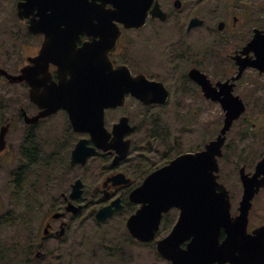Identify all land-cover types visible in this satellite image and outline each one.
<instances>
[{"label":"flooded vegetation","instance_id":"af4514ba","mask_svg":"<svg viewBox=\"0 0 264 264\" xmlns=\"http://www.w3.org/2000/svg\"><path fill=\"white\" fill-rule=\"evenodd\" d=\"M145 1L144 23L131 28L118 23L117 40L107 53L111 68L123 65L132 79L142 76L145 80L140 81L137 91L129 85L124 105L105 110L104 132L94 119L80 123L82 131H76L62 108L28 124L25 115L35 117L41 111L32 102L31 114L19 106L15 118L4 120L6 137L15 120L23 125L25 133L18 150L7 140L0 150V163L4 165L0 168L15 169L10 175V200L19 207L20 178L23 168H30L36 176L35 195L44 197L50 206L43 214L42 208L32 210L38 216L32 220L35 231L30 228V232L21 230V208L0 214L16 239L2 248L0 264H64L67 257L61 252L66 248L48 247L49 243L69 240L71 244L82 229L80 224L75 225L76 220L87 211L97 224L81 242L86 248L88 238L111 239L109 248L102 247L103 252L98 244L107 258L122 260V252L143 249L154 255L153 262L171 264L158 253L156 244L174 229L182 210L172 206L160 213L161 203L154 192L157 188L148 179L184 154L207 149L208 154L214 153L211 143L220 135L218 182L228 192L230 218L240 214L242 201L246 210L251 196L244 239L264 227V164L260 166L264 161V0ZM114 37L112 34L111 39ZM37 40L33 56L40 49L41 37ZM92 42L82 36L77 46ZM98 60L96 52L87 57L88 62ZM49 70L58 84V66L50 64ZM66 79L74 84L72 76ZM229 119H233L232 124L222 135ZM239 123V137L232 144L230 134ZM126 143L127 155L114 163ZM78 144L81 149L72 164ZM232 161L237 177L229 184L225 165ZM116 176H123L122 183L115 184ZM110 205L119 208L98 221L96 214ZM142 208L150 209V213H138ZM114 218L122 234L103 230ZM189 222L186 217L180 220L185 229ZM191 223L193 230L198 229L199 217L194 216ZM129 230L145 232L146 238L154 234L149 241H139ZM119 237L126 247L118 246ZM225 238V228L220 227L219 243Z\"/></svg>","mask_w":264,"mask_h":264},{"label":"water","instance_id":"95a60500","mask_svg":"<svg viewBox=\"0 0 264 264\" xmlns=\"http://www.w3.org/2000/svg\"><path fill=\"white\" fill-rule=\"evenodd\" d=\"M147 6L145 0H19L17 17L28 21L26 30L29 34L42 36L41 47L37 56L27 58L28 64L18 74L0 69V77L4 76L10 83L25 82L29 100L42 109L36 117L25 115V121L33 123L62 108L68 112L76 131H82L80 123H90L94 119L104 132V110L122 106L130 91L129 85L137 91L140 81L145 80L142 76L132 79L125 66L115 69L108 64L107 53L118 37L116 23L125 28L140 27L147 15ZM112 34L115 35L113 39ZM82 36L93 42L78 47L77 42ZM96 37H99L98 41ZM94 52L99 55V60L88 62V55ZM50 63L58 66V84L48 70ZM67 75L74 78V84L67 83ZM232 121L226 120L222 135L229 130ZM5 135L6 127H2L0 150L5 146ZM222 138L220 135L211 143V150L215 146L214 153L208 154L207 149L182 155L148 179V183L157 188L154 192L161 203L160 213L172 206L182 210L172 232L156 244L158 253L171 264H264V227L244 239L251 196L246 201V210L242 201L240 214L230 218L228 192L217 182L216 157L221 153ZM79 145L74 150L72 164L77 162ZM127 152L126 143L114 163ZM263 164L264 161L260 166ZM114 179H117L115 184H120L123 176ZM139 191L143 194L144 187ZM112 205L100 209L96 219L104 221L119 208H112ZM138 213L146 215L150 209L142 208ZM194 216L199 217L196 230L191 223ZM185 217L190 220L186 229L180 223ZM220 227L226 231L222 243L218 241ZM129 233L139 241H149L154 234L151 232L146 238L142 231L129 230ZM186 241L185 247L181 248L180 244Z\"/></svg>","mask_w":264,"mask_h":264},{"label":"rangeland","instance_id":"374dc122","mask_svg":"<svg viewBox=\"0 0 264 264\" xmlns=\"http://www.w3.org/2000/svg\"><path fill=\"white\" fill-rule=\"evenodd\" d=\"M18 0H0V68L7 70L11 74H17L18 69L25 64L26 58L33 56L38 47L39 41L37 38L28 37L25 33L24 22L19 21L16 16L15 5ZM19 106L24 107L29 114L32 113L31 106L27 98V90L24 86H10L5 81H0V126L4 124V120L7 118H15L18 112ZM31 112V113H30ZM217 122L219 120L216 118ZM12 128L8 132L6 137L7 142H11L14 146V150H18L19 146L24 142L25 133L23 131V125L18 121H12ZM240 126V123L233 129L230 134L229 140L233 144L237 141L239 133L236 129ZM1 167H4L0 163ZM236 172H234V171ZM14 166L0 168V214L5 213L8 208L14 207V202L10 201V194L12 192V185L10 184L12 179L11 173L14 172ZM17 171V170H16ZM226 180L229 184L234 183V178L237 177V170H235L234 162H228L225 165ZM236 176V177H235ZM71 180V178H70ZM36 186V176L33 174V170L25 168L21 178L19 189L21 195L19 199H26L28 203H22L21 208H25L29 205L30 208H36L35 201L32 200V192ZM50 204L48 201H39V208H42L43 214ZM29 219V226L34 228L32 222L33 218L37 219L36 214L27 217ZM75 225L81 226L76 232V239L70 241L67 240L63 244H59L56 241H51L48 247L62 246L66 248V252H61L67 257L64 264H163L153 262L154 255L143 249L132 250V253L122 252L123 259L120 258H107L102 252L103 246L110 247L111 239L97 240L95 238H88L89 245L86 248L84 243H81L84 236L88 237L90 233L96 230L94 227L97 224L90 216V212L87 211L80 216ZM118 222L116 218L106 222L103 226V230L110 231L111 235L122 234L116 226ZM35 231V228L32 230ZM14 236L12 232L6 229L0 224V252L3 247L9 246L14 242ZM22 240V239H17ZM119 247H126L127 243L120 237L118 238ZM98 244H101V251L98 249ZM72 251H70V248ZM57 256V253H55Z\"/></svg>","mask_w":264,"mask_h":264},{"label":"trees","instance_id":"16d2710c","mask_svg":"<svg viewBox=\"0 0 264 264\" xmlns=\"http://www.w3.org/2000/svg\"><path fill=\"white\" fill-rule=\"evenodd\" d=\"M41 197L42 196H38V198H37V196L35 195V192L33 190V192H32V200L39 202V201H42V198ZM23 203H26L27 204L28 201L26 199H23ZM25 208H30V206L29 205H26Z\"/></svg>","mask_w":264,"mask_h":264}]
</instances>
